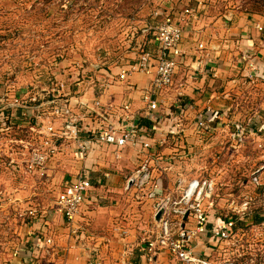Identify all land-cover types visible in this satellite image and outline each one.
<instances>
[{
	"label": "rangeland",
	"instance_id": "rangeland-1",
	"mask_svg": "<svg viewBox=\"0 0 264 264\" xmlns=\"http://www.w3.org/2000/svg\"><path fill=\"white\" fill-rule=\"evenodd\" d=\"M245 3L246 0H0V264H9L13 251L27 239L28 231L33 232L27 228L34 220L30 211L38 209L37 216L43 219L42 211L55 208L62 186L63 179L49 164L62 152L60 149L50 153L45 169L30 165L31 145H39L44 138L31 130L32 125L40 128L51 120L57 129H63L70 118L75 125H93L91 104L99 98L104 103L107 94L113 96L119 88L127 89L122 81L136 72L129 70L132 64L153 45V25L168 15L180 22L178 18L188 7L197 12V21L205 22L210 12L220 17L228 10H245ZM206 6L210 8L208 13ZM252 92L255 94L257 89ZM253 96L237 99L248 110L243 111L245 121L257 105ZM16 100L22 107L12 106ZM235 100L230 99L229 122L238 117ZM62 103L70 107L68 114L60 110ZM38 105L40 108H33ZM56 108L59 113L54 112ZM164 118L171 119L172 113L166 112ZM259 121L263 124L264 118ZM223 137L222 142H227V135ZM168 138L169 146L177 144L171 135ZM201 142L197 146L184 142L186 147L180 142L182 159L170 150L165 156L181 161L186 177L204 172L215 175L223 184L218 190L222 206L232 196L257 193L260 186L252 182V177L264 166V147L248 143L235 150L221 141L215 147ZM259 181L264 185V174ZM259 203H255V212L263 209ZM129 205L130 214L117 216L119 224L154 226L153 205L136 201ZM142 231L143 236L150 234V230ZM112 236V248H118L120 235ZM256 249L253 243L244 251ZM216 258L222 260L225 256ZM19 260L15 263L20 264Z\"/></svg>",
	"mask_w": 264,
	"mask_h": 264
},
{
	"label": "built area",
	"instance_id": "built-area-1",
	"mask_svg": "<svg viewBox=\"0 0 264 264\" xmlns=\"http://www.w3.org/2000/svg\"><path fill=\"white\" fill-rule=\"evenodd\" d=\"M183 15H188L194 20L198 18L197 12L189 7L184 10ZM231 19L230 16L228 20ZM154 26L156 49L144 51L129 69L131 73L141 72L150 78L147 87L142 92V100L145 102V106L140 110L142 115L133 112L129 102L117 107L95 99L91 104L95 121L93 125H87L89 127L75 125L72 118L64 123L65 128L63 129H57L51 120L40 128L32 125L31 130L37 131L44 137L39 145H31L30 165L32 168L45 169L50 153L59 149L64 151L75 147V152L84 158L89 155L92 145L98 143L107 148L116 146L115 155L120 157V150L131 146L148 154L149 157L137 166L128 180L133 182L139 191L147 185L153 186V189L158 187L152 182L154 168L162 169L160 162L164 160V157L157 156L156 147L148 139H142L143 127L140 126V121L142 118L150 120L152 125L149 131L151 132L157 130L162 122L160 108L164 104L163 92L174 85L177 67L184 56L182 44L185 30L183 25L176 22L171 15L162 18ZM256 29L263 31L264 26L257 24ZM205 48L206 44L201 42L199 49L204 50ZM241 60L248 68L247 78L250 86L254 87L260 82L264 83V64L258 63L256 56L249 52H243ZM179 93L183 96L182 92ZM227 97L230 98L229 95ZM216 99L218 98H210L205 104V111L198 113L195 119V126L199 128L202 135H205L207 128L210 129L208 119L214 120L218 115V111L213 109V102ZM68 100L66 99V102ZM12 106L22 107L17 100L12 103ZM39 106L33 108L38 109ZM236 108L238 111L248 112L246 106H242L240 101H236ZM122 109L125 114L118 115L116 112ZM194 109L195 104L192 101L182 102L179 109L180 119L185 118L187 113ZM60 110L64 114L71 111L67 103H62ZM54 112L59 113V109L56 108ZM206 112L210 114L209 118ZM244 118L241 115L233 123V129L228 132L227 142H222V144L231 146L235 150L248 143L259 148L264 147V138H261L260 133L253 129V124L259 118V108L253 107L252 114L246 121ZM182 129L183 127L175 134L182 132ZM83 132H87L88 136H82ZM60 139L62 143L58 147L57 142ZM160 144L161 146L167 145L168 139L164 137ZM169 158L174 160L173 156ZM216 158H219V154ZM261 169H264V166L252 177V182L260 186L255 195L242 193L238 197L231 195L232 197L227 199L223 206L219 202L218 194L223 184L217 181L215 175L204 172L187 181L179 182L176 195L162 197L156 203L153 229L137 244L142 253L143 264H161L160 257L164 254L180 264H264V220L260 222L253 220L257 200L261 201L258 205L264 209L262 202L264 185L259 181L264 170L260 172ZM90 185L88 174L79 171L74 177L64 181L55 208L47 211V213L51 212L52 215L57 214L62 217L71 233L78 234L79 228L74 223L88 200ZM37 210L30 211L34 217L33 222L42 223L46 210L40 215L43 219L38 218ZM261 215H264V212ZM244 225L247 228H244ZM246 229L249 231L245 232ZM122 232L128 234L126 230ZM36 236L34 231L28 233L27 239L13 251L12 261L9 264H19L14 262L18 258H20V264H66L63 252L56 245L53 234L47 233L37 238ZM253 243L257 245L256 251H244L246 245ZM133 252L132 250L121 252L116 264H134L131 259ZM216 256L219 258L225 256V258L218 260ZM96 257L93 259V264H104L102 259ZM50 258L54 260L51 261ZM245 258L246 261H244Z\"/></svg>",
	"mask_w": 264,
	"mask_h": 264
},
{
	"label": "crops",
	"instance_id": "crops-1",
	"mask_svg": "<svg viewBox=\"0 0 264 264\" xmlns=\"http://www.w3.org/2000/svg\"><path fill=\"white\" fill-rule=\"evenodd\" d=\"M198 1L202 2V0ZM206 8L205 11L210 12L209 6ZM230 16L232 19L228 20ZM205 17L207 19L205 22L191 19L188 15L187 18L182 16L178 18L185 30L182 44L184 56L177 67L174 85L163 92L164 104L160 108L162 122L157 130L151 132L149 127L152 122L144 118L141 119L142 122L140 121V126L143 127L142 139H148L158 149L157 156L164 157L160 162L162 169L154 168L152 182L158 185L157 188L153 189V186L147 185L139 191L134 183L128 180L137 166L149 157L148 154L131 146L122 148L119 152L120 157H116V146L107 148L94 143L89 155L84 158L75 152L74 147L72 150L58 152L49 163L54 167L53 171L56 172L57 177L64 181L66 178L74 177L79 171H84L90 177L88 200L74 223L79 228L78 234L71 233L62 217L57 214L52 215L51 212L47 213L52 209L45 211L42 223L32 222L27 227L34 231L36 238L47 233L53 234L56 245L63 252L64 257H62L66 260V264H93L96 256L102 259L104 264H116V260L124 250L134 251L131 256L134 264H143L142 253L137 244L143 237L142 230H152L153 227L137 225L138 223L119 224L117 216L130 214L129 204H134L135 201L155 207L162 197L176 195L179 182L195 177L197 173L185 176L184 170L181 169L183 167L181 161L176 159L172 164L169 163V156H165L169 154L167 150L173 152L178 159H182L181 148L186 147L184 142H188L189 145L196 143L194 145L197 146L202 144L203 140L204 143L215 147L218 141H224L222 137L226 135L228 137V132L233 129V123L244 115L236 108L235 115L238 117L233 122L228 121L230 99L236 98L234 102L236 106L240 96L243 100L254 95L252 98L257 100V105L253 107L259 108V118L253 124V129L260 133V137L261 133L264 134V123H259V120L264 118V83L260 82L251 87L247 78L248 68L241 60L242 53L249 52L256 56L258 63L264 64V30L256 29L257 24L264 26V16L249 14L238 8L224 12L220 17H214L211 12ZM201 42L206 44L204 50L199 49ZM129 77L122 81L127 89L119 88L113 96L107 94L104 103L118 106L129 102L131 110L142 115L140 110L145 106L142 92L150 78L141 72H133ZM253 89H257L255 94L252 92ZM179 92H182L183 96H180ZM228 95H231L230 98L227 97ZM215 97L218 99L214 100L213 109L218 111V115L214 119L215 122L208 119L210 129L207 128L205 133L208 136L203 135L201 139L202 134L195 126V119L198 113L205 111L204 107L209 99ZM187 100L195 104V109L189 111L185 118L180 119L179 109L182 102ZM166 112L172 113L171 119L164 118ZM116 113L125 114V111L122 109ZM206 115L210 116L207 112ZM145 121L150 124H146ZM182 127V132L175 134ZM171 132L173 134H170ZM170 135L177 141L175 146H169ZM82 136L86 137L88 133L83 132ZM164 137L168 139V144L161 146L160 141ZM192 161H196L195 157ZM55 164H58L56 170ZM123 230L128 234H123ZM112 235H120L118 248H112L114 242ZM50 260L54 259L50 258ZM160 262L180 264L165 254L160 257Z\"/></svg>",
	"mask_w": 264,
	"mask_h": 264
},
{
	"label": "trees",
	"instance_id": "trees-1",
	"mask_svg": "<svg viewBox=\"0 0 264 264\" xmlns=\"http://www.w3.org/2000/svg\"><path fill=\"white\" fill-rule=\"evenodd\" d=\"M243 8L249 14H262V15H264V0H246V3L244 4ZM151 28L152 29L150 30V33H152V35H151L152 40H154L155 39V26L153 25ZM155 49H156V47H155V44L153 41V45L151 46V48H148L146 51L155 50ZM145 123L150 124L148 121H145ZM263 211H264V209H260L259 211L255 212L254 219H253L255 222H260V221L264 220V215H261V213Z\"/></svg>",
	"mask_w": 264,
	"mask_h": 264
},
{
	"label": "water",
	"instance_id": "water-1",
	"mask_svg": "<svg viewBox=\"0 0 264 264\" xmlns=\"http://www.w3.org/2000/svg\"><path fill=\"white\" fill-rule=\"evenodd\" d=\"M159 217V214L157 215V218Z\"/></svg>",
	"mask_w": 264,
	"mask_h": 264
}]
</instances>
